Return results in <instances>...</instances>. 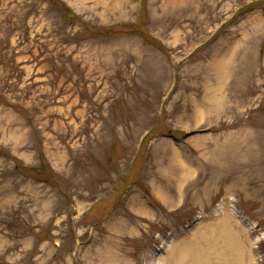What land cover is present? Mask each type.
Instances as JSON below:
<instances>
[{
    "label": "rangeland",
    "instance_id": "rangeland-1",
    "mask_svg": "<svg viewBox=\"0 0 264 264\" xmlns=\"http://www.w3.org/2000/svg\"><path fill=\"white\" fill-rule=\"evenodd\" d=\"M253 1L0 0V264H264Z\"/></svg>",
    "mask_w": 264,
    "mask_h": 264
},
{
    "label": "bare ground",
    "instance_id": "bare-ground-1",
    "mask_svg": "<svg viewBox=\"0 0 264 264\" xmlns=\"http://www.w3.org/2000/svg\"><path fill=\"white\" fill-rule=\"evenodd\" d=\"M228 217V216H227ZM226 216H224V217H222V219H221V221H219V224H221L225 229L227 228V225H228V222H227V218ZM205 230H206V227H204L201 231H196L194 234H193V237L188 241V245L189 244H194L195 242H198L199 243V239H198V235H199V233H201V235H205ZM227 230V229H226ZM228 232H229V230H228ZM205 238H207V237H205ZM174 246V245H173ZM173 246H171V247H169V251H170V253L173 251V249H174V247ZM190 246V245H189ZM176 247V246H175ZM188 247V246H187ZM239 249V248H238ZM241 249V248H240ZM168 254H169V252H168ZM167 254V255H168ZM190 259V258H189ZM202 258L200 257V255H199V253H196V255L195 256H192L191 257V261H190V263L189 264H200L201 262H202Z\"/></svg>",
    "mask_w": 264,
    "mask_h": 264
},
{
    "label": "water",
    "instance_id": "water-1",
    "mask_svg": "<svg viewBox=\"0 0 264 264\" xmlns=\"http://www.w3.org/2000/svg\"><path fill=\"white\" fill-rule=\"evenodd\" d=\"M66 13H67V15H70L71 17L74 16L72 13H69V11H67Z\"/></svg>",
    "mask_w": 264,
    "mask_h": 264
},
{
    "label": "trees",
    "instance_id": "trees-1",
    "mask_svg": "<svg viewBox=\"0 0 264 264\" xmlns=\"http://www.w3.org/2000/svg\"><path fill=\"white\" fill-rule=\"evenodd\" d=\"M255 4H257V3H254V4H252V5H255ZM42 158V157H41ZM32 170H36L37 168H31Z\"/></svg>",
    "mask_w": 264,
    "mask_h": 264
}]
</instances>
